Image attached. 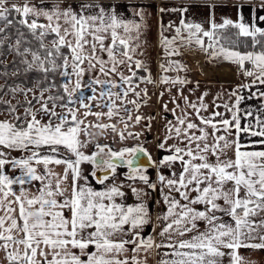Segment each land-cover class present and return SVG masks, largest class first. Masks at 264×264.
Returning <instances> with one entry per match:
<instances>
[{
    "label": "snow or ice",
    "instance_id": "obj_1",
    "mask_svg": "<svg viewBox=\"0 0 264 264\" xmlns=\"http://www.w3.org/2000/svg\"><path fill=\"white\" fill-rule=\"evenodd\" d=\"M190 6L158 9L167 59L159 64V83L169 86L170 95L173 87L177 92L171 95L175 107L163 105L174 119L166 120L164 142L156 145L168 154L153 159L140 143L114 150L88 131L99 129L103 136L110 130L121 142L142 134L127 132L133 119L127 105L138 110L148 103L147 88L136 90L140 84L156 86L147 61L136 58L144 55L142 29L150 15L145 6L133 5L134 18L126 19L119 3L106 0H0V77L8 76L16 57L27 55L31 61H20L25 72L43 73L36 85L40 96L26 99L23 113H17L19 102L0 99L12 117L0 120V264H150L153 250L159 255L165 248L157 264H225L226 257L230 264H254L239 250H264V103L243 110L240 104L264 101V0H233L228 6L236 19L220 23L215 10L223 5L204 3L210 10L207 29L184 19ZM169 12L181 14L172 39L163 35L162 18ZM241 39L252 50H239ZM177 41L211 51L252 77L231 93L234 104L222 105L230 119L209 112L221 105L205 103L207 92L196 101L183 94L191 81L180 75L188 72L186 65L171 59L181 55L172 47ZM10 54L13 60L5 64ZM5 89V95L32 91L0 85ZM52 89L55 94L45 97ZM244 89L250 90L247 97L237 94ZM129 94L136 99L129 101ZM89 116L97 122L86 124ZM143 119L137 115L134 121ZM124 168L121 180L118 169ZM127 190L136 203L126 202ZM161 205L166 211L156 215L154 235L145 234L152 207Z\"/></svg>",
    "mask_w": 264,
    "mask_h": 264
},
{
    "label": "crops",
    "instance_id": "obj_2",
    "mask_svg": "<svg viewBox=\"0 0 264 264\" xmlns=\"http://www.w3.org/2000/svg\"><path fill=\"white\" fill-rule=\"evenodd\" d=\"M17 3H22L23 0H15ZM33 2H38V0H33ZM106 2L111 3H119L120 8L118 11L123 14L126 19H133V5L145 6L146 13L150 15L146 18V28L143 30V35L141 40L146 42L142 47V51L144 52L143 56H137L136 58L146 60L148 63V67L151 69L153 79L156 81V86L154 87L152 84H140V87L137 88V91H140L142 88H147L148 90V103L141 104V107L135 111V106L132 104H128L127 107L130 109V115L133 117L132 120L129 121L131 125H129L127 132L132 133H142L138 139H141L143 142V146L148 149V151L152 154L153 159H157L162 157L165 154H168L165 150L158 149L156 145L158 143L164 142L166 135V120H173L174 116L171 111L165 113L163 110V105L167 104L169 109L175 107L173 103H171V95H175L177 92L176 87L171 88V95L169 94L168 85H162L159 83V64L161 62L167 63V59L165 57V49L161 44V15L158 11L160 7H169V8H179L181 5H191L188 9L192 7H197L198 11L203 7L202 5L206 2H211V0H106ZM219 2L225 7L222 8V16L217 20L218 13H215V20L217 22H222V19L227 17L233 20L236 19V10L233 7H229L228 5L233 2V0H219ZM200 5V6H196ZM209 10V9H208ZM233 10V15L227 14ZM219 11V9H218ZM225 12V13H223ZM188 13V12H187ZM264 15V12L260 13ZM250 13L246 10L245 16L246 19H250ZM138 19V18H136ZM163 24H164V33L168 39H172L173 36H176L174 32H171V27H168L166 15L163 16ZM181 14L177 12L176 16V27L180 26ZM196 20V19H195ZM195 22V21H188ZM172 24V23H171ZM261 27H264V23L260 24ZM170 28V29H167ZM182 36H186L187 33H182ZM179 47L181 55L173 56L171 59L179 60L184 65H186L188 72H181V76H186V78L191 81V83L184 87L183 94L188 96L190 100L196 101L197 97L202 96L205 92L208 93L206 97H204V102L211 104L213 100H215L216 104L221 105L219 108H210L211 111H219L225 114L226 118H231L230 112H225V109L222 107L224 103H228L230 106L235 103V96L231 95V93L237 89L238 85L242 84H250L252 81V77L245 76L243 70H241L237 65L232 64L230 62L224 61L219 58H213L211 56V51L205 52L198 45L193 44L189 46L187 43H179L177 41L172 47ZM183 48V49H182ZM182 49V51H181ZM189 50V52L185 51ZM192 50V51H190ZM247 68H251L250 64H246ZM127 74V73H126ZM139 75H145L144 72H140ZM169 76H175L176 73L169 72L167 73ZM189 89H193L194 91L190 92ZM264 90V89H262ZM249 89H244L237 94L244 95L247 97L249 95ZM251 91H256L255 88H252ZM163 92L164 95L160 96V93ZM85 96L91 95V93L84 89ZM143 95V93L141 94ZM127 99L129 101L135 100L136 97L132 94H129ZM87 99H85V103ZM182 103V102H181ZM264 103L262 100L254 99V100H245L240 104V108L249 109V108H259L260 105ZM84 111V110H83ZM94 111H107V109H99L96 108ZM82 112V111H81ZM123 114V113H122ZM177 114H179V110H177ZM208 113H205L207 115ZM141 115L145 119H143L139 124H136L134 121L135 116ZM243 116V112H241ZM94 120L92 122H97L96 118L92 116ZM149 117L153 118L151 120V129L146 128V124L149 123ZM126 118V117H125ZM166 118V119H165ZM91 118H88V121ZM86 120V121H87ZM103 123H116V120L113 119L109 121L107 119L101 121ZM132 122H134L132 124ZM245 122V121H242ZM123 125L117 124V129L122 128ZM127 132L125 135H127ZM92 134L94 138H97L102 143L106 138L110 140H116L112 147L114 150H119L120 147L127 146L133 147L134 143L123 144V142L119 141L118 138H114V134L109 130L106 135L101 136L100 131L93 130V132H89ZM82 136L81 138H83ZM129 142H132L133 139H127ZM168 143H172V141H168ZM14 156V154H12ZM119 171V170H118ZM150 176L152 179H155V169H148ZM165 174L168 173V170L165 169ZM121 173L120 179L123 180V173ZM125 183H130L125 181ZM127 203L132 204L136 203L135 197L132 196L130 190H127ZM166 211V206L161 205L159 208L156 206L152 207V226L145 228V234L154 235V227L157 223L156 215L158 212L163 214ZM159 255L157 254V250H153L151 256H149L150 264H157L158 260L163 257V254L168 251V249H160ZM2 255V254H0ZM143 255V253H141ZM239 255L242 259L249 262H254V264H264V250H247L241 249L239 250ZM225 264H230L229 259L225 258Z\"/></svg>",
    "mask_w": 264,
    "mask_h": 264
},
{
    "label": "rangeland",
    "instance_id": "obj_3",
    "mask_svg": "<svg viewBox=\"0 0 264 264\" xmlns=\"http://www.w3.org/2000/svg\"><path fill=\"white\" fill-rule=\"evenodd\" d=\"M222 8L224 9L225 7L224 6H220V7H217L216 10H215V13H218L217 20L220 19V17L222 16ZM218 9H219V11H218ZM223 13H225V12H223ZM226 13L230 14V15H233V10H231L229 13L226 11ZM165 15H166L167 23L168 24L172 23L171 25H173V27L171 28V32H174L175 35H176V32H175L176 26H174V25H175V22H176L177 12H169V13H167ZM209 16H210V10H208L207 7H202L199 11H198L197 7H192L188 11V13H186L184 19L187 22L193 20V21H195L194 23H200L207 29ZM217 23H219V22H217ZM167 29H170V28H167ZM161 31H162V29H160V35H161ZM163 33H164V31H163ZM182 33H186V32L182 31L181 34ZM207 43H208V41L205 38V46L207 45ZM182 49H181V51H182ZM185 51L189 52V50H185ZM190 51H192V50H190ZM21 88H23V87H21ZM23 89H25V90L32 89V91L31 92H27L26 96H25L24 93H20V92H17L15 95H13L11 93H8L7 95H3V98L6 101H10L12 104H15V102L18 101V100L28 99L32 94H36V95H38V97L40 96L41 90H39L35 86H30L28 88H23ZM51 94L48 91L44 92V96L45 97H47L48 95H51ZM86 102L88 103V101H86ZM49 106H51V105H49ZM35 107H39V104H35ZM76 107H78V105H76ZM94 109H95V107H93L92 110L94 111ZM135 110H136V108L133 111H135ZM23 111H24V107L19 106L17 108V113H23ZM57 111H60V109L58 108ZM81 111L83 112V109H80V112ZM78 115H79V113H78ZM88 118H91L90 119L91 121H88V120L85 121L86 124L87 123H96V122H92L94 120V118L92 116H89ZM2 119H9V120L12 119V117H10L8 115V113L6 112L5 109H0V120H2ZM133 123L134 122H132V124ZM128 124L131 125V123H129V121H128ZM93 130H98L99 131V129H95V128H90L88 131L89 132H93ZM83 138H85V137H83ZM102 143H110V146H112L114 143H116V140H114V139L110 140V139L106 138L105 141H103ZM130 143H134V146H136L137 143L143 144L141 139L133 140L132 142H129L128 140L123 141V144H130ZM92 150H94V149H92ZM12 154H14V156H19L20 155V153H17V152H13Z\"/></svg>",
    "mask_w": 264,
    "mask_h": 264
},
{
    "label": "trees",
    "instance_id": "obj_4",
    "mask_svg": "<svg viewBox=\"0 0 264 264\" xmlns=\"http://www.w3.org/2000/svg\"><path fill=\"white\" fill-rule=\"evenodd\" d=\"M2 26V25H0ZM244 41L243 39H241L240 44H239V50L241 51H250L252 50L250 47V41L249 43V47L245 48L244 47ZM33 49H36V46L33 45ZM13 56L14 54H10L7 56V59L4 61L5 64H9V62H11L13 60ZM23 59H27L29 61H31V55H27L26 57H16L15 60V64H10V66L7 68V72H8V76L7 77H0V85L3 84H7L10 87H16L19 86L20 88H28L30 86H35L36 88H38L39 90H41L40 87H37V81L38 80H43V73L40 72H36V71H31V72H25V68L26 65L21 64L20 61ZM34 68L36 67L35 65L33 66ZM0 71H4V68L2 66H0ZM13 72H17L18 74L13 76L12 73ZM53 77H49V79L47 81H44L43 87L47 88L48 84L52 82ZM55 80L57 83H60V78L57 76L55 77ZM5 91H7V89H5L4 91H0V99H3V95H5ZM55 89H52L51 92H49L50 94H55ZM36 95V94H35ZM38 97V95H36ZM33 97V94L28 98V100H31ZM26 99L23 100H18L15 102V104H17L18 102L20 103V105H23L21 107H24L26 105H24V101ZM35 103V102H34ZM6 106L3 104H0V109H5Z\"/></svg>",
    "mask_w": 264,
    "mask_h": 264
},
{
    "label": "flooded vegetation",
    "instance_id": "obj_5",
    "mask_svg": "<svg viewBox=\"0 0 264 264\" xmlns=\"http://www.w3.org/2000/svg\"><path fill=\"white\" fill-rule=\"evenodd\" d=\"M120 172H122V173H125V172H127V168H124V169H118Z\"/></svg>",
    "mask_w": 264,
    "mask_h": 264
},
{
    "label": "water",
    "instance_id": "obj_6",
    "mask_svg": "<svg viewBox=\"0 0 264 264\" xmlns=\"http://www.w3.org/2000/svg\"><path fill=\"white\" fill-rule=\"evenodd\" d=\"M142 159H143L144 163L146 164L147 163V159L144 158V157H142Z\"/></svg>",
    "mask_w": 264,
    "mask_h": 264
}]
</instances>
